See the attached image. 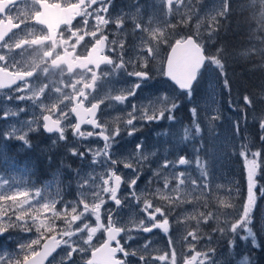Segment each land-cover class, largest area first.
I'll return each instance as SVG.
<instances>
[{
	"label": "snow or ice",
	"instance_id": "obj_1",
	"mask_svg": "<svg viewBox=\"0 0 264 264\" xmlns=\"http://www.w3.org/2000/svg\"><path fill=\"white\" fill-rule=\"evenodd\" d=\"M32 5L31 14L23 15L11 14L15 7L16 0H0V14L4 15L0 19V49H7L10 54L13 49H19L21 52L35 48L38 52V58L32 60L27 65L19 64L14 57L0 53V100L14 102H31L33 108L40 109L39 118L26 120L21 128L11 125L4 133L6 139H18L23 142L26 147H31L29 134L32 132L44 131L48 134H56L53 140L55 145L57 141L68 142L66 132L71 129V135L77 141L68 148L69 153L74 157L84 159L91 156L93 165L102 164L106 169L107 175L101 176V184H97L96 178L89 176L80 183V188L86 191L82 192V198L78 202L64 203L60 209H57V199H49L42 197L40 190H32L27 187H10L6 191H0V233L7 232L10 229H19L23 232L36 233L35 238L29 239L19 245V251L15 254H0V264H45L48 257L61 246L65 249V254L61 259V264H77L73 259L74 254L91 253V258L84 259L81 256L83 264H130L128 258L134 257L137 264H155L156 261L161 264H177V255L174 248L165 251L162 254L150 255L152 249L150 247L151 240L139 246L133 247L129 241H133L136 237L133 232L152 233L154 229H160L165 234L169 232L168 211L162 206L154 205L151 199L145 197L143 199L142 211L145 217L138 222H130V224H119L113 219L111 209H106V222L102 219V209L108 200L114 202L119 207L122 199L118 196V192L122 183V175L118 174L117 165L123 164L126 169L132 170V177L127 181V187L131 190L133 199L139 203L140 196H137L135 187L140 178V171L143 161L148 159V154L143 152V142L136 144V152L134 155L135 163L132 159H113L112 148L117 143V137L121 136L122 129L117 126L109 130L106 124H102L97 119V112L100 105L104 103V99H98L96 102L89 101L85 107V102L89 96L95 91L97 79V71L102 64L111 66L112 72L124 70L129 77H134L135 81L131 86L122 91L118 95L107 97L121 104L129 101L130 97H135L137 90L142 84L151 78L147 68L149 60H154L159 55V47L161 44L168 43L165 30L161 28L145 27L138 21H133V31L139 30L147 33V40L142 41L140 57L142 67L137 70L127 71L128 66L133 64L132 60L124 59L125 43L121 39H113L109 41L108 34L105 29L109 24L115 25L117 31L123 29L125 19L124 16L111 17L108 15L109 7L112 0H24ZM166 4L168 13H171L173 6H183L188 9L189 14L186 18H182L181 22L187 24L191 19L190 13L194 12L192 0H161ZM249 6L256 8L255 18L259 25L258 30L264 32V0H249ZM231 9V0H219L217 7L209 16L207 25V33L211 40L220 26V18H226ZM76 17H81L80 26L73 29L72 21ZM89 20L92 21L89 27ZM29 21H33L41 28L36 30H28ZM202 22L196 24V37L192 35L176 39L174 43L169 44L170 52L166 59L162 61V75L167 77L181 92L189 99L192 97L194 85L198 86V77L201 75V69L205 64L214 65L219 75L223 78V88L231 92L230 82L225 70V60L227 53L222 48H217L216 52L211 55L205 54L203 42L198 39L200 36L199 29ZM60 25H64V30L60 31ZM23 26V27H22ZM168 27H175L169 24ZM19 30V31H14ZM23 33V35H20ZM67 33V35H65ZM89 38L91 44L90 49L83 55H76L77 48ZM146 45V46H145ZM86 48L87 44L84 45ZM105 49L117 53V59H112L109 55H105ZM259 54L264 57V48L249 49L244 55ZM63 66V67H62ZM264 66V65H262ZM49 67L59 69L61 72L66 71L70 77L76 73L78 78H70L68 83L59 86H53L52 91L60 94L58 103L45 104L41 99L46 90L49 89L47 83H43L38 87H33V78H40V74H47ZM81 70L76 72V70ZM90 74V81L85 82L84 77ZM107 78L110 73L105 71L100 74ZM9 89L15 95H11L3 90ZM64 89H71V92H65ZM93 99H96L93 97ZM258 99L264 102V92ZM243 106L241 111L245 115L241 119L247 118L246 109L254 108L253 99L248 95L242 97ZM67 101L68 103H64ZM64 104L61 108L59 105ZM131 110L127 112L126 119L123 120V131L128 136H134L139 131L137 127L138 121H159L165 118L173 120L174 111L179 107L173 96L161 95L157 97L155 103L149 105L129 104ZM25 108L18 107L16 110L5 108L0 114V119L8 117H16L20 112H24ZM192 115V129L184 130V139H188L192 131L196 136L201 134V127L198 121L197 109H190ZM74 116L75 122H71ZM219 114L211 115L208 123L218 120ZM83 125H89L91 130L84 129ZM234 127L239 131V121L234 123ZM259 127L264 133V115L259 118ZM166 135V133H165ZM103 141L102 147L90 146L92 139ZM264 140V135L260 136ZM81 141H89V144H82ZM82 149V150H81ZM244 157L247 168V196L241 207L236 210L233 219L225 220L222 225H218L216 231L221 234L230 236V244H235V238L241 237L244 241L251 242L254 248H260L264 245V239H257V232L253 231V211L256 208L257 191L264 196V186L257 189L256 175L258 169L264 167V158L260 151L252 152L247 145H241L239 153ZM154 155V153H152ZM251 157V158H249ZM192 163L187 158L180 156L176 160L165 159L161 168L175 169L178 165H189ZM200 169L202 182L197 184L196 180L189 176L188 182L193 188H199L201 194L208 190L207 168L205 163L198 157L195 161ZM159 176V169L154 172ZM177 180V185L172 192L177 193L173 196H163L161 199L167 200L169 205L180 202L179 192L180 186L185 184V173H173ZM164 188L167 189L169 180L167 175L162 177ZM91 181V183H89ZM7 184L6 180L0 178V189ZM160 192L159 189L156 190ZM90 194L91 200L88 199ZM105 196L108 200H105ZM225 207H233L230 203L221 201ZM157 216L160 219H157ZM197 224L208 220L215 219L212 212H201L198 214ZM88 217H94V223ZM196 219V217H191ZM62 220L63 227L59 231L56 230V221ZM103 231L106 239L96 246L92 244L94 236L97 232ZM51 234V235H49ZM84 234V235H81ZM59 237V238H57ZM76 239H73V238ZM187 237H191L192 241L201 239V235L197 231H189ZM185 237V239H187ZM210 238V237H209ZM124 240L125 243H121ZM43 241V243H42ZM82 241L81 243H79ZM115 243V247H113ZM171 245V238H168ZM189 250L194 253L183 259V264H216L211 259L210 253H214L215 249H209L208 252L196 251L195 245L189 242ZM251 252V249H249ZM117 253L122 254L124 259H118ZM55 257H53V261ZM243 264H255L250 256H245Z\"/></svg>",
	"mask_w": 264,
	"mask_h": 264
},
{
	"label": "rangeland",
	"instance_id": "obj_2",
	"mask_svg": "<svg viewBox=\"0 0 264 264\" xmlns=\"http://www.w3.org/2000/svg\"><path fill=\"white\" fill-rule=\"evenodd\" d=\"M218 3L219 0H192V5L190 6L194 8V12L190 13L192 19L187 24H184L181 20L186 18L189 12L183 6H179V11H177V6L174 5L171 13H168L166 4L162 3L161 0H112L108 15L113 18L123 15L125 23L123 29L119 32L113 24H109L105 29L106 34L113 35L112 40L121 38L124 40V59L133 61V64L128 66L127 71H132L133 68L139 70L142 67L140 63V57L143 55L141 45L142 41L147 40V33H142L139 30L133 31L134 20L145 27L164 29L168 43L160 45L159 55L156 59L149 60L147 68L144 69L149 71L150 76H152L151 80L144 82L142 87L137 90L136 96L130 97L129 101L123 104L107 97L118 95L128 89L135 81V78L129 77L124 70L112 72V68L105 70L110 73L107 78L101 76V93L98 97V99H104V103L101 104L103 108V115L100 118L101 123L106 124L109 130L117 126L122 129L121 136L117 137L118 142L112 148L113 159L123 160L128 158L135 163V146L141 141L144 144L142 151L148 154V159L143 161L140 178L135 187L137 196H140L141 206L138 207L137 202L131 195V190L127 187V181L133 175L132 170L124 168L123 164H118L116 166L118 174L122 175L128 189L121 196L122 201L125 202V208L117 212L116 206L105 196L104 198L108 202L102 209V219L106 222L107 212L105 210L111 209L113 219L117 221L118 225L138 222L145 217V213L142 211L145 197L151 199L154 205L164 207L166 211L170 208L168 214L169 227L174 228L173 231L175 233H167L166 235L171 238V247L176 251L177 264H183V259L192 255L189 250V242L195 245L196 251L200 249L201 252H208L209 249H215V252L210 253V256L216 264H243L245 256H250L255 264H258L257 259L254 258V250L258 248H254L250 240L244 241L241 238L244 233L237 236L235 244L232 245L229 242L230 236L216 231L218 225H222L225 220L234 218L236 210L241 207L247 196L246 161L239 154L241 145L246 144L241 143L239 140L241 138L238 135L239 131L234 127V123L237 121L228 120L227 122L226 119L227 123H223L219 118L212 121L211 124L208 123L209 116L218 113L220 117L221 108L224 109L225 101L220 94V90L223 87V78L219 75L214 65H208L201 76L198 86L193 90L191 99H189L162 75V61L166 59L170 52L169 44L174 43L176 39L189 35L197 38L195 34L198 22H202L198 39L203 42L206 54L211 55L216 52L217 48H220L216 45V35L210 40L207 33L209 16ZM31 9H21L20 13L31 14ZM169 24L175 25V27H168ZM31 30L38 31L33 27ZM118 52L119 49L114 52L115 60ZM0 53L8 55V50L6 49ZM12 57L19 64L27 65L38 58V52L27 50L19 53L12 50ZM70 78L78 77L76 74L70 77L67 72H61L59 69L55 71L49 67L48 73L40 74L37 82L32 84L33 87H38L43 83L49 85V89L46 90L41 99L45 104L51 105L58 103L60 95L52 91L53 86H59L61 82L68 83ZM84 80L85 82L90 81V74L86 75ZM64 91L71 92V89H64ZM8 93L15 95L10 90ZM161 95L173 96L179 105L173 113L174 119L168 120V113L166 112L165 118L159 121H138L137 127L139 131L134 136H128L123 131V120L126 119L127 112L131 110L129 104H135L138 107L140 105H149L150 103H155L157 97ZM64 103L68 102L65 101ZM59 106L63 108L64 104ZM18 107L25 108V111L20 112L16 117L0 119V178L7 181V184L0 191H6L10 187H27L32 190H40L42 197L57 199L59 201L57 209H60L64 203L78 202L82 198V192L86 191L80 188V183L83 179L93 176L96 178L97 184H101L100 177L107 175L106 169L102 164L93 165L90 155L81 159L69 153L68 148L73 144H77L75 138L71 136V129L67 131L69 133L67 134L68 142L57 141L55 145L53 140L56 139V136L48 137L42 130L29 134L30 148L24 146L23 142L18 139H6L4 133L11 125L21 128L24 121L34 118V114L36 118H39L40 109L33 108L31 102L17 103L0 100V114L5 108L16 110ZM193 107L197 109L198 121L202 131L199 136H196L194 131H192L190 137L184 139V130L186 128L192 129L190 109ZM230 110L235 112L234 108H230ZM71 122H75L74 116L71 117ZM245 122V119H240L239 128L240 123L243 126ZM80 143L89 144V141H81ZM90 146L94 148L102 147L103 142L92 139ZM247 148L255 152L248 146ZM237 155L238 160H236ZM180 156L187 158L192 163L189 165H178L175 169H172L171 165L166 169L160 167L165 159L172 161ZM197 157L205 163L208 173L207 182L209 187L203 194H201L199 188L194 189L187 179L190 176L191 179L197 181V184L202 182L203 178L201 177L200 169L195 163ZM262 158H264L263 154ZM44 159H47L46 161L49 162V165H55L58 170L53 172L42 171L41 161ZM158 169L160 175L156 176L154 172ZM261 169L262 167L258 169L256 175L258 190V179L262 178L261 175H263ZM179 172L185 173V184L180 186L181 190L178 193L180 202L169 205L167 200L161 199V195L173 197L177 195L171 189L177 185V180L174 178L173 173ZM165 175H167L169 180L167 189L164 188L162 179ZM157 189L160 190L159 193H157ZM259 195L260 193L257 191V200ZM88 199L91 200L90 194ZM221 201L230 203L233 207H225ZM257 204L258 201H256ZM209 211L213 213L215 219L197 224L198 214ZM254 213H257L256 208L253 211V216ZM191 217H196V219ZM88 219L94 223V217H88ZM180 224L181 227L179 226ZM63 226L62 220L56 221L57 231ZM260 230H264V225L260 227ZM189 231H197L201 235V239L192 241L191 237H187ZM6 233V241L0 242V254L4 255L17 253L21 243L36 236L34 230L33 232H23L15 228L10 229ZM132 234L136 238L128 243H134V248L139 247V245H136L139 240H144L141 243L142 245L146 242L147 233L133 232ZM262 234L264 236V232ZM73 239L76 238L74 237ZM105 239L106 234L103 231L97 232L92 244L98 247ZM257 239L259 240L258 237ZM200 241H202V245L198 247ZM79 243L82 245V241ZM249 249H251V252H249ZM169 250L170 247L167 249L153 248L151 252L159 255ZM64 254L65 249L59 257L60 263ZM81 256L84 259H88L91 258V253L74 254L73 259L77 264H83ZM67 264H71V262L69 261ZM158 264H161V262H158Z\"/></svg>",
	"mask_w": 264,
	"mask_h": 264
},
{
	"label": "trees",
	"instance_id": "obj_3",
	"mask_svg": "<svg viewBox=\"0 0 264 264\" xmlns=\"http://www.w3.org/2000/svg\"><path fill=\"white\" fill-rule=\"evenodd\" d=\"M257 9L249 6V0H231L230 13L226 18L220 19L217 29V46L227 53L225 70L230 82L231 92L222 87L220 94L225 101L224 109L221 108L220 119L223 123L228 120L239 121L245 112L240 108L243 106L242 97L248 95L253 99L254 108L246 109V122L240 128V142L246 144L250 149L260 151L264 155V140L260 139L261 132L259 118L264 115V102L258 97L264 92V57L259 54L244 55L252 48H264V32L259 31V25L255 18ZM234 108L235 112L230 110ZM227 119V122H226ZM47 154V153H43ZM44 159L41 161L42 171L53 172L58 170L55 165H49ZM238 160V155L236 156ZM263 175L258 179L259 189L264 186V167L261 169ZM256 205L257 213H254V231L257 232L259 240L264 239L260 227L264 225V196L258 198ZM254 258L258 264H264V245L254 250Z\"/></svg>",
	"mask_w": 264,
	"mask_h": 264
},
{
	"label": "flooded vegetation",
	"instance_id": "obj_4",
	"mask_svg": "<svg viewBox=\"0 0 264 264\" xmlns=\"http://www.w3.org/2000/svg\"><path fill=\"white\" fill-rule=\"evenodd\" d=\"M49 2H52V0H49ZM26 8H32V5L30 4V3H26V2H24V0H16V4H15V7H13V9H12V12H11V14L13 15V16H15V15H17L18 13L19 14H21V15H23L24 13H20V10L21 9H26ZM8 13L6 12L5 14H0V19H3L4 18V15H7ZM81 17H76L73 21H72V27H73V29H75L76 27H78V26H80V21H81ZM91 23H92V21L91 20H89V27H91ZM23 27V26H22ZM36 28L37 30H39L40 28H41V26L40 25H36L33 21H29V25H28V30H31V28ZM110 27V26H109ZM64 30V25H62V26H60V31H63ZM14 31H19V30H14ZM20 35H23V33H20ZM65 35H67V33H65ZM108 36H109V41H111L112 40V37H113V35H110V34H108ZM85 44H87L88 45V47L86 48L84 45ZM90 47H91V44L89 43V38H85V41L84 42H82V44L77 48V50H76V55H83V54H85L89 49H90ZM6 49H0V52L2 51V52H4ZM28 50H34V51H37L35 48H32V49H28ZM13 51L14 52H19V53H21V50H19V49H13ZM24 52V51H23ZM105 55H109L112 59H114L115 60V58H114V52H111V51H109L108 49H105V53H104ZM8 55L10 56V57H12V52L9 54L8 53ZM63 67V66H62ZM51 68V67H50ZM108 68H111V66H108V65H101L100 66V69L97 71V76L99 77L98 79H97V82H96V84H95V91L92 93V95L91 96H89V98H88V101H86L85 102V107H87L88 106V103H89V101H91V102H96V100H98V97H99V95H100V93H101V73L102 72H104L106 69H108ZM55 71H56V69H54ZM81 70H79V69H77L76 70V72L78 73V72H80ZM64 72H66V71H64ZM76 73H73L72 75H75ZM151 78H152V76H151ZM151 78L149 79V80H151ZM148 81V80H147ZM37 82V79L34 77L33 78V82L32 83H36ZM5 92H8V91H5ZM93 97H95L96 99H93ZM102 115H103V108H102V106L100 105V109H99V111H98V116H97V119L101 122V120H100V118L102 117ZM84 129H87V130H91V127H88V126H84L83 127ZM67 134H69L68 132H66V135ZM72 136V135H71ZM55 137V136H54ZM93 139H95V138H93ZM102 141V140H101ZM103 142V141H102ZM158 143V142H157ZM123 181H124V179H123ZM125 190H127L128 191V189H127V187H126V184H125V182L124 183H122V186H121V188L119 189V194H118V196L121 198V196H122V193L125 191ZM111 203H113L114 204V202H112V201H110ZM159 203H161V201H159ZM115 205V204H114ZM137 205H138V207H140L141 206V201L139 202V203H137ZM116 206V205H115ZM124 208H125V202H123L122 201V204H121V206L120 207H117L116 206V211L118 212V211H120V210H124ZM158 220L160 219V217H158L157 218ZM180 227H181V224L179 225ZM174 230V228H171V227H169V234L170 233H175V231H173ZM57 238H59V237H57ZM6 239H7V233L6 232H3L2 233V236L0 237V242H4V241H6ZM146 240H152V243H151V245H150V247H151V249H153V248H165V249H167V248H169L170 247V249L172 248L171 246H172V243H171V245L168 243V236L166 235V234H164V232L162 231V230H160V229H154L153 230V232L152 233H147V235H146V239H145V241ZM144 242V240H139V242L138 243H136V245H139V246H141L142 244L141 243H143ZM121 243L123 244L124 243V240H121ZM132 246H134L135 244L134 243H132L131 244ZM202 245V241H200L199 243H198V247L199 246H201ZM113 247H115V244H113ZM64 251V248H63V246H61V248H59V250L57 251V252H55L54 254H53V256H52V258H50V259H48V261L46 262V264H61L60 263V261H59V257H60V255L62 254V252ZM198 251H200V249H198ZM194 253H192V255H193ZM150 255H152V256H155V255H157L156 253H150ZM53 257H55V260L53 261ZM117 258L118 259H124V257L122 256V254H120V253H117ZM128 260H129V262H130V264H137V260H136V258H134V257H129L128 258ZM158 262L159 261H156L155 262V264H158Z\"/></svg>",
	"mask_w": 264,
	"mask_h": 264
},
{
	"label": "water",
	"instance_id": "obj_5",
	"mask_svg": "<svg viewBox=\"0 0 264 264\" xmlns=\"http://www.w3.org/2000/svg\"><path fill=\"white\" fill-rule=\"evenodd\" d=\"M61 26V25H60ZM206 54V53H205ZM103 65V64H102ZM208 66V64L206 63L205 64V67L203 68V69H201V72L206 68ZM171 84H173L167 77H165ZM198 79H199V77H198ZM97 82V81H96ZM174 85V84H173ZM175 86V85H174ZM176 87V86H175ZM194 87H195V85H194ZM177 88V87H176ZM178 89V88H177ZM9 89H5V90H3V91H8ZM179 90V89H178ZM180 92H181V90H179ZM182 93V92H181ZM97 116H98V112H97ZM76 119V118H75ZM84 126H89V125H83L82 127H84ZM46 135H48V136H54V135H56V134H48V133H46V132H44ZM121 186H122V184H121ZM121 186H120V188H121ZM118 194H119V192H118ZM120 207V206H119ZM0 236H1V233H0ZM114 244V243H113ZM59 250V248L55 251V252H57ZM54 252V253H55ZM53 253V254H54ZM53 254H52V256H53ZM52 256H50V257H48V259H50V258H52ZM48 259L45 261V264H46V262L48 261Z\"/></svg>",
	"mask_w": 264,
	"mask_h": 264
}]
</instances>
